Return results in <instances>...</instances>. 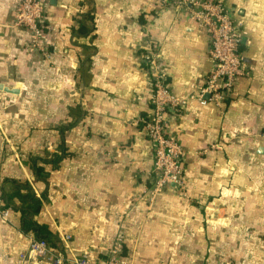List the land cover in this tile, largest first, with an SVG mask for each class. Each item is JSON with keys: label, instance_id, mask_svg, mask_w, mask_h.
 <instances>
[{"label": "crops", "instance_id": "1", "mask_svg": "<svg viewBox=\"0 0 264 264\" xmlns=\"http://www.w3.org/2000/svg\"><path fill=\"white\" fill-rule=\"evenodd\" d=\"M225 1L245 73L215 105L193 97L212 67L207 35L165 0H48L46 53L14 24L20 0H0V264H18L37 236L22 227L31 208L56 252L86 250L90 264L118 238L124 264H264V0ZM148 39L188 98L170 126L185 188L153 202L138 123L151 111Z\"/></svg>", "mask_w": 264, "mask_h": 264}, {"label": "built area", "instance_id": "2", "mask_svg": "<svg viewBox=\"0 0 264 264\" xmlns=\"http://www.w3.org/2000/svg\"><path fill=\"white\" fill-rule=\"evenodd\" d=\"M172 4L178 15H185L204 30L208 38V57L212 63L205 84L193 96L201 104L213 102L221 105L232 93L237 77L245 73L241 56L243 28L225 0H165ZM48 0H20L14 12V24L28 29L29 46L47 52L46 8ZM147 37V36H146ZM148 38V37H147ZM143 65L149 79L151 111L140 116L152 147V168L148 174V199L153 202L157 193L167 186L183 191L185 188L184 152L170 126L180 116L188 98L174 94L168 85L167 68L163 62L161 45L148 39L143 52ZM8 209L1 211L4 217ZM68 237V236H67ZM90 264L86 250L71 252L64 257L56 252L46 239L28 235L25 250L18 257V264ZM104 264H124L122 244L118 238L106 253Z\"/></svg>", "mask_w": 264, "mask_h": 264}, {"label": "trees", "instance_id": "3", "mask_svg": "<svg viewBox=\"0 0 264 264\" xmlns=\"http://www.w3.org/2000/svg\"><path fill=\"white\" fill-rule=\"evenodd\" d=\"M66 152L64 150V148L60 151V154H56V156L51 160L52 166L55 167L57 165V163L65 156ZM38 207L35 208V211H37ZM33 213V209L31 208V210L27 211L24 210L22 215V227L24 228V230H32L33 232H35V234L37 235L36 237H40L43 239H46L48 241V243L51 245L50 241H49V236L51 235L50 231L48 230L47 226L44 224H39L36 221L33 220V218L31 216H29V214Z\"/></svg>", "mask_w": 264, "mask_h": 264}]
</instances>
